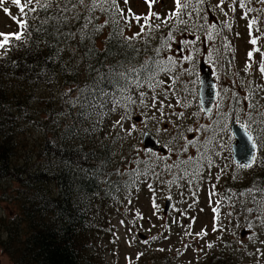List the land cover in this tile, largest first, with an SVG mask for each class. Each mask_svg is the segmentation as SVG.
Instances as JSON below:
<instances>
[{
    "label": "rangeland",
    "instance_id": "1",
    "mask_svg": "<svg viewBox=\"0 0 264 264\" xmlns=\"http://www.w3.org/2000/svg\"><path fill=\"white\" fill-rule=\"evenodd\" d=\"M119 3L124 18L128 20L127 29L131 37L140 33L138 37L141 38L148 32L151 33L148 37L155 38L159 28L165 32L164 49L167 52L162 54L166 57L167 53V58L171 56L178 61L179 75L174 74L177 77L174 78L163 73L157 78L163 83L157 85L154 93L148 94L146 103L149 106L140 104L138 97L130 109L131 118L124 121V128H113L114 122L124 114L122 112L115 116L105 139L112 142L114 165L121 170L122 176L142 165L148 168L146 176L149 175V179L140 184V194L125 202L127 219L117 218L114 221L118 247L116 252L106 253L108 261L115 264H161L167 261L164 258L167 257L172 264H200L212 250L226 243L230 249L240 252V264H264V226L259 218L251 215L236 223L229 215L235 192L244 190L242 187L247 174L253 173L264 160V141H261L254 154L256 158L252 161V168L242 169L235 164L231 153L234 138L230 132L232 120L246 129L244 109L248 105L264 106V73L260 71V62L264 57L260 52L253 51L252 58H247L248 51L254 48L264 52V11H259L264 9V3L253 0L248 7L258 11L245 16L246 10L239 7L238 0L236 3L224 0L222 4L220 0H208V25L202 30L201 20L191 28L192 18L188 15L193 14L191 10H195L194 7L188 6L181 12L176 9L175 0H153L151 9L147 0H128L127 4L119 0ZM3 7H8L11 15L5 14ZM172 12L178 15L173 16ZM134 16L141 19L136 21ZM12 17L19 19L21 13L10 0H5V4L0 6V33H15L19 29ZM251 20L256 23L250 36L248 23ZM141 26L145 29L142 33ZM171 26L173 28L168 31ZM231 30L235 45L227 48L225 38L231 36ZM221 31L225 38H221ZM197 35L201 42L197 41ZM253 37L257 38L256 45L249 42ZM185 40L189 43L184 44ZM197 45L201 48L198 65L211 71L216 91L208 116H204L199 107L200 71L193 92L187 93L182 85L184 78L192 87L193 75L189 68L193 59L186 61L183 57H195ZM152 96L156 97L154 106ZM259 110L264 111V107ZM135 118L138 120L134 121ZM133 123L136 130L128 135L124 129L130 128ZM144 132L151 133L164 151L144 149L141 144ZM32 135L39 138L37 132ZM189 141H193L194 145H189ZM186 145L187 152L184 151ZM188 156H192L193 161L188 165L182 164L181 161ZM208 159L212 161L211 167H208ZM169 164L178 167L169 168ZM197 169L199 172H196ZM152 176H155L154 182L150 183ZM217 176L220 178L217 179ZM138 181L134 184L137 185ZM253 186L249 184V187ZM255 196L243 195L241 199L255 203ZM167 200L171 202V207L165 215L163 207ZM5 206L0 207V217L11 215ZM214 228L216 231H213ZM244 231L246 234L241 239L240 234ZM109 239V236L104 238L107 246H110ZM139 258H142L141 262L137 261ZM0 264H11L1 251Z\"/></svg>",
    "mask_w": 264,
    "mask_h": 264
},
{
    "label": "trees",
    "instance_id": "2",
    "mask_svg": "<svg viewBox=\"0 0 264 264\" xmlns=\"http://www.w3.org/2000/svg\"><path fill=\"white\" fill-rule=\"evenodd\" d=\"M188 6L195 9L191 10L193 14L188 15L192 18L191 28L200 20V30L206 28L209 18L206 8L208 0L203 3L188 0ZM113 11L116 12L113 19L124 29V35L131 37L127 29L128 20L123 16L119 0ZM28 15L31 16L32 13ZM96 16L99 17L96 23L104 24L112 16V11L102 13L97 10ZM30 23L34 26L36 22ZM172 28L173 26L169 27L168 31ZM20 31L23 30L18 29L15 33ZM110 31L111 24L96 35L94 47L100 55L93 63L97 66L105 61V57L110 64H116L126 57H136V63L155 57L157 63L167 65L168 54L166 53V57L162 54L167 52L164 49L166 36L160 28L155 32V38L148 37L151 33L146 32L143 37L132 41L140 49L138 54L122 49L120 44L123 41L120 40L111 41L108 44L109 51L105 53V40ZM220 33L221 38H225L224 32ZM231 33L229 38H225L227 48L235 45L233 30ZM197 41L201 42L200 36ZM72 44L76 47L77 41ZM199 46H196L195 57L189 68L193 75L192 87L182 78V85L187 93L193 92L197 83V73L200 70ZM157 49L160 50L158 53ZM85 50L77 47L75 57L66 50L63 60L71 61L69 66L75 65ZM48 55L49 49L43 44L39 51L33 47L27 54L26 50L19 48L8 53L0 51V207L6 205L11 214L5 218L0 217V251L11 264H115L108 261L106 256V253L116 252L118 247L114 221L117 218L127 219L125 202L132 201L140 194L143 183L149 179V175L146 176L148 168L142 165L128 170L125 176L112 175L111 187L103 183V177L97 178L88 171L98 167L105 158L109 160L107 172H115L117 169L114 165L112 142L105 139L115 116L124 112V109L110 112L104 119L102 128L98 127L92 135H85L81 131L80 138L63 139L62 133L66 125L75 123L83 130L91 128L98 119L97 115H93L91 119H80L76 116L78 109H72L69 117V106L62 96L69 87L75 89L77 85L90 83L95 74L90 75L85 70V64H81L78 73L74 75L62 73L59 64H49L48 67L55 72L53 82L45 83L46 77H41L30 83L34 80V73L39 71V66L29 69L26 65H42ZM12 61H18L19 67L13 69L10 66ZM169 67L171 71L167 74L177 78L174 74L179 75L178 65ZM163 73L160 72L157 78L162 77ZM142 90L147 94L154 93V89L146 84ZM132 94L137 101L139 95L135 88L132 89ZM71 95L74 97L76 92L73 91ZM132 107L134 104L128 111ZM251 114L255 115L253 112ZM54 120L59 122L58 125L53 123ZM246 130L251 131L247 126ZM34 132L38 133L39 138L33 137ZM81 148L83 153L80 152ZM84 155H87V159H84ZM62 160L72 161V167H66L61 163ZM154 178L152 176L150 183L154 182ZM252 179L260 182L257 186L263 185L264 165L247 174L242 189L250 188L249 184L254 185ZM137 180L138 184L135 185L134 181ZM83 193L88 195L84 196ZM238 193L234 194V204H230L231 220L239 223L252 215L261 222L264 205H260L259 201L264 199V194H255L254 203L250 200L243 201ZM248 208H252L253 212L249 213ZM2 233L5 239L1 236ZM106 236L110 238V246L104 241ZM164 258L170 263L162 261L161 264H172L171 260ZM141 260L142 258L137 259L139 262ZM240 260V252L223 243L221 248L212 250L200 264H240Z\"/></svg>",
    "mask_w": 264,
    "mask_h": 264
},
{
    "label": "snow or ice",
    "instance_id": "3",
    "mask_svg": "<svg viewBox=\"0 0 264 264\" xmlns=\"http://www.w3.org/2000/svg\"><path fill=\"white\" fill-rule=\"evenodd\" d=\"M148 6L151 9L153 0H147ZM197 3H203L204 0H196ZM221 4L224 0H220ZM234 3L237 0H233ZM253 0H238L240 8L245 9V16L249 12L258 11L255 8L248 7ZM10 3L17 6L18 11L21 13V17L17 19L12 17L18 24L19 29L23 31L11 34L0 33V51L5 53L10 52L13 49L19 48L31 50L33 47L39 51L41 44L49 49V55L44 58L42 65H26L29 69L39 66V71L34 73V80L38 81L41 77H46L45 83L51 84L55 79V72L48 67L49 64H59L61 72L69 75L78 73L79 66L85 64V70L92 75L93 78L90 83H86L83 86L77 85L75 89L69 87L62 93V96L66 98L65 103L69 106L67 109V115L71 117L72 109H78L76 116L80 119H91L93 115H97L98 119L92 124L91 128H84L81 130L75 123L68 124L64 127L62 138H80L81 131L85 135H92L98 127L102 128L104 119L109 115L110 112L114 113L117 109L123 108L124 114L120 116V119L116 120L113 124V128L119 126L124 128V121L131 118V113L128 111L131 105L136 103V99L132 94V89L135 88L138 91L139 103L144 107L149 105L146 101L149 99L148 94L143 91V87L146 84L149 88L155 89L157 85L162 84L163 80H157V75L160 72L171 71L169 65L178 63L171 56L167 58V65L163 62L157 63L155 57L143 63H136V57H126L123 60L117 61L116 64L107 63V57L105 61L100 62L99 66L93 63L100 53L94 47V41L96 35L99 34L105 27L112 25V31L109 32L107 39L105 40V53L109 51L108 44L113 40L123 41L120 44L122 49H128L131 52L139 53L140 49L136 48L135 44L132 43L140 33H135L132 37L124 35V29L120 28L118 21L113 19L116 12L117 0H10ZM127 4L128 0H124ZM264 3V0H261ZM5 4V0H0V6ZM33 5H36L33 7ZM175 7L179 11H183L188 7V0H185L183 5L181 0H175ZM99 10L102 13L112 11V16L105 20L104 24L96 23L99 19L96 16V12ZM5 14L11 15L8 7H3ZM131 11V9H129ZM259 11H264L260 9ZM28 13H32L31 16ZM171 15L177 16V12H172ZM136 21L141 19L140 16L133 17ZM147 19V17H145ZM30 21H35L33 26ZM183 23V21H181ZM256 23L255 20H251L248 23L249 35L251 36V29ZM75 26V30H73ZM144 27L141 26V33L144 32ZM199 39V37H197ZM208 39H211L209 35ZM77 41L76 47L73 46L72 42ZM250 44L256 45L257 38L253 37L250 39ZM184 44H188L189 41H183ZM83 47L86 50L83 55L78 59L75 65L69 66L71 61H64L63 54L67 50L71 52L72 56H76V48ZM157 53L160 51L156 50ZM253 51L260 52L261 56L264 57V52H261L260 48H254L252 51H248L247 58L251 59ZM186 61H191L193 57L186 55L183 57ZM87 62V63H85ZM13 69L19 67L18 61H12L10 65ZM260 71L264 73V59L260 62ZM75 91L76 95L73 97L71 93ZM153 106L156 102V97L152 96ZM111 105V108L109 107ZM163 107V104H161ZM260 107L257 105H248L244 109L245 116L247 118V128L251 131L246 132L247 139L249 141V150L254 152L261 141H264V111L259 110ZM254 112L253 116L251 112ZM56 115H64V113H56ZM54 124L58 125V121H53ZM136 130V125L133 123L130 128L124 129V131L131 135ZM189 131H192L189 129ZM189 145H194L193 141H189ZM188 146H184V151L187 152ZM83 153V149H80ZM92 155V154H87ZM87 155H84V159H87ZM254 155H249V161L255 160ZM193 161L192 156H188L186 160L181 161L182 164L188 165ZM198 163V161H196ZM62 164L66 167H72V161L62 160ZM109 160L105 158L100 165L94 169L88 171L93 173L97 178L103 177V183L111 187L112 175H123L121 170L117 168L115 172H107L106 168ZM212 161L208 159V167H211ZM264 165V160L261 161ZM77 167H79L77 165ZM169 168L178 167L176 164H169ZM242 169H250L253 164L246 161L239 165ZM84 171L83 169H79ZM199 172V169L196 170ZM185 174L187 169L185 168ZM220 177L217 176V179ZM235 178V177H234ZM259 181L254 180V186L244 189L238 193L243 196L247 194H264V186L259 185ZM149 188L152 185H148ZM87 196V193H83ZM260 205H264V199L259 201ZM215 211V209H213ZM249 213L253 212L252 208H248ZM261 224L264 226V212H261ZM213 231H216L214 228ZM212 247V245H208Z\"/></svg>",
    "mask_w": 264,
    "mask_h": 264
},
{
    "label": "water",
    "instance_id": "4",
    "mask_svg": "<svg viewBox=\"0 0 264 264\" xmlns=\"http://www.w3.org/2000/svg\"><path fill=\"white\" fill-rule=\"evenodd\" d=\"M215 87L214 79L212 77L211 71L209 69L200 70L199 76V89H198V99L200 108L205 116L209 115L211 107L215 101ZM138 118H135L134 121H137ZM230 132L234 138V142L231 145L232 159L233 162L237 165H240L246 161H249V155H254V152L249 150V141L247 139L246 132H248L244 127L237 124L235 120H232L230 123ZM141 144L144 149L151 151L163 152L164 148L158 143V141L153 137L149 132H145L142 135ZM264 186V180L263 185ZM171 207V202L169 200L165 201L163 207V213L168 214ZM246 232L240 234L241 238L245 236ZM143 239V237H141Z\"/></svg>",
    "mask_w": 264,
    "mask_h": 264
},
{
    "label": "flooded vegetation",
    "instance_id": "5",
    "mask_svg": "<svg viewBox=\"0 0 264 264\" xmlns=\"http://www.w3.org/2000/svg\"><path fill=\"white\" fill-rule=\"evenodd\" d=\"M199 68H200V70H201V68L205 69V66H200ZM200 70H199V71H200ZM158 142H159V141H158ZM159 143H160V142H159ZM231 153H232V152H231ZM238 166H239V165H238Z\"/></svg>",
    "mask_w": 264,
    "mask_h": 264
}]
</instances>
